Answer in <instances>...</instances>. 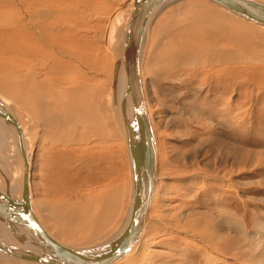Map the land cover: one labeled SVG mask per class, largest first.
<instances>
[{"label":"rangeland","instance_id":"374dc122","mask_svg":"<svg viewBox=\"0 0 264 264\" xmlns=\"http://www.w3.org/2000/svg\"><path fill=\"white\" fill-rule=\"evenodd\" d=\"M4 1L7 5L2 4L0 0V4L3 5H0V15L7 11L6 6L9 4L11 6L21 2L30 4V0ZM87 1L50 0L48 4L52 7L77 8L78 3L83 13L72 15L74 21L68 16L65 20L72 23L71 25L68 23V28L72 27L73 38L74 36L79 38L82 55L88 60L85 59V66L74 70L71 76H85L96 89L102 90L103 101L109 105L108 93L113 85L115 58L113 47L115 39L117 41L125 25L133 0ZM206 9L207 13L215 15L212 18L216 20L211 18V21L207 15L209 21H205L202 16L193 13L204 12ZM215 13L219 14V17ZM221 14L234 22L219 21L224 19ZM117 16L120 17L117 22V25L119 22L120 25L115 32L118 36L112 39L111 28L118 20ZM196 17L199 20L200 17L203 18L201 22L198 21L203 27L207 22V38L210 37L207 42L214 41L218 44H211L212 47L226 53L227 48L222 47V42L225 44L222 36L224 35L225 38V35H228L237 45L228 48L227 54L238 53L243 58L244 53L242 62H238L236 66L231 63L229 68L225 67L228 71L229 69L235 71H218L217 69L221 68L218 65L203 68L194 62L186 65L179 63L177 50L180 47L176 42L175 33L178 28L176 23L180 21L182 23L179 24H192ZM52 21L56 22L54 19ZM10 27L11 25L8 26L4 22L0 23V37L8 38L9 44H16L14 38L5 35L7 30L11 31ZM196 29L201 28L196 27ZM27 30L31 34L29 27ZM201 31H197L200 36L204 34ZM31 36L27 38L28 43H31L29 40ZM33 41L37 44V40ZM190 42L186 45L191 46ZM239 43L241 46L252 47L250 52L242 53L241 48L236 49ZM181 45H184V41ZM146 46L143 65L145 62L147 72L144 82L159 142L160 192L158 204L153 206L146 217L148 225H152L153 236L151 235L152 239L146 238L144 254L135 260L123 259L119 261L121 263L116 264H210L209 257L202 258L201 255L204 256V253L195 249L201 242L196 238L189 220L195 219L203 224L207 221L210 226H215L226 212L233 215L239 223L237 228L222 227L223 233L228 235H225L224 241L219 242V250L213 254L224 258L227 264H253L254 262L248 258L252 257V253L262 251L261 246L264 243V26L234 16L222 6L209 0H178L156 15L149 30ZM198 52L199 50L195 51V54H200L201 60L203 51L201 52L200 49V53ZM252 54L255 56L250 57L249 55ZM41 57L37 58L41 59ZM104 92L108 101L104 97ZM12 106L18 112L19 119L23 120L25 132L28 133L29 140L32 139L30 143H33L31 144L33 164L29 179L34 201L36 199L41 207L35 212L41 213L44 218L49 213L42 202L44 186L55 192L54 198L64 196L71 207L75 205L72 208L78 209L77 212L83 214V208L88 201L86 195L102 189L104 184H126V193L124 191L123 197L117 204V215L113 216L108 235L105 238H103L105 235H97L92 239L91 233L86 232L85 237L84 233L78 232L76 236L74 235L72 244L75 247H91L105 241L110 237L109 234L113 235L117 232L123 225L131 204V165L129 166L126 158L122 139L118 136L117 140L112 138L86 143L82 146L86 148L78 149L76 152L75 161L67 169L71 170L70 174L66 176L62 171V165L56 161L57 157L54 155L56 148L51 143V137L43 134L44 130L37 126L38 121L35 117V119L27 118L22 109ZM109 106L106 107L109 108L110 115H114L110 120L115 121L113 122L115 128V124L118 125L117 116L116 113H112ZM81 127L80 124L79 128ZM116 129L117 134L119 129ZM92 155L96 156L91 157ZM100 156L103 158L101 159ZM54 173L57 178L54 177ZM60 176L63 181H60ZM95 176H101V179L96 180ZM72 186H76V190L71 189ZM75 193L79 201L78 198L75 199ZM71 207H69L70 211ZM60 208L58 210L56 208V213L52 209L51 214L53 213L52 216L56 221L50 223L49 228L60 238L69 240L70 234L65 230L68 219L63 214L57 217ZM66 212L68 213L67 210ZM58 219L60 222H57ZM178 226L181 232L176 231ZM4 234H1V240L7 241ZM211 245L209 246L213 248ZM27 247L30 248V245ZM261 255H264L263 251ZM24 262L27 264L26 260ZM16 264L19 263L16 261Z\"/></svg>","mask_w":264,"mask_h":264},{"label":"bare ground","instance_id":"6f19581e","mask_svg":"<svg viewBox=\"0 0 264 264\" xmlns=\"http://www.w3.org/2000/svg\"><path fill=\"white\" fill-rule=\"evenodd\" d=\"M49 1L50 0H30V4L27 2H21L16 6H11L9 4L10 7L6 6L7 11L5 10L3 13L6 14L4 15L5 18H3V14L0 15L1 24L4 22L8 24V26L11 25V31L7 30L8 32H6L5 35H8L12 39L14 38V42H16V44H9L7 37V39L2 38L3 36L0 37V192L6 194L9 197H12L15 202H17V200L23 199V197H27V201L32 209V212L35 214L45 230L54 239L68 247L74 249H82L84 247L73 246L72 243L75 239L74 235L76 236L78 232H82L85 235V233L88 232L91 233L92 239L97 235H105L103 237L105 238L110 231L109 225L111 226V223L114 219L113 216L117 215V204L120 198L123 197L125 188L127 186L126 184L114 185L113 183H108L104 184L102 189H98L94 193L91 192V194L86 195V199L88 201L86 200L87 203L83 208V214L77 212L78 209L72 208L75 207V205L73 204L74 206L71 207L69 205V201L65 199L64 196L54 198L55 192L49 189L47 186H44V195L42 202L44 203L45 210L49 213L45 215V218L41 213L37 214L35 210H38L41 207L36 199L34 201L32 186L30 184L31 181L29 179L30 168H32L31 166L33 164V155L31 151V149L33 148L31 144L33 143H30L32 139L29 140L30 137L28 136V133L25 132L26 129L24 128L23 120L21 118L19 119L20 116L18 112L14 110V106L12 105H15L18 108L22 109L27 118H36V120L38 121L37 126L42 127L44 130L43 134H45L46 137H51V143H53L56 148L54 152L55 157H57L56 161L60 165H62V171L66 174V176L70 174L71 170L67 169L75 161L76 152L78 151V149H81L83 145L93 140L99 142L112 138L117 140L119 136L123 141L122 145L126 150V158L129 162V166L131 165V204L126 212L127 215L123 222V225L117 232H114L113 235L112 233L111 235L109 234L110 237L102 243L93 245L91 247H86V250L103 251L101 249L102 245H106L107 243L116 240L128 225L132 213L138 181L137 160L135 157V152H133L132 150L130 134L134 135V142L136 143L139 140L140 129L135 106L133 104V99L128 86L124 62V52L128 42L134 5L137 1L140 0H133L127 14L128 17L126 19L125 25L123 26L121 34L117 39L118 42L115 39V46H112L114 49L113 51H115V58L113 63V85H111L112 87L109 91L110 93H108L110 106L104 103L102 98L103 94H101L102 90L99 88L96 89L91 84L92 82L90 83V80H88L85 76H71V74H74L72 73L74 70L85 66V59H87L82 55V46L79 43V38L75 36L73 38L71 33L72 27L68 28V25L70 23L65 20L66 16L72 19V15H81V13H83L79 5H77L78 3L76 4L77 8H67L61 6L52 7V5L50 6L48 4ZM209 1L222 6L225 10H227L234 16H240L249 20L250 22L261 24L260 22L245 14L237 13L213 0ZM255 1L264 3V1L262 0ZM1 2L2 4L7 5L4 0H1ZM173 2H175V0L170 1V3H163L159 5L151 14L142 38L139 54V73L151 126V134L153 139L152 141L157 162V169L155 173V189L147 212L145 214L144 228L141 231L138 240L123 258L112 264H116L123 259L135 260L143 255L145 252V245L147 240L146 238L149 237L150 239H152L153 236L151 232L152 225H148L146 217L148 216V214H150L151 209L154 208L153 206H156V204H158L157 202L161 184L160 176L158 173V163L161 158L159 156V142L155 131V122L152 116V111L149 107L147 89L144 82L145 73L147 71L145 62L143 65V61H145L144 54L147 47L146 44L148 42L149 30L152 23L156 19V15ZM193 13H197V16H202L205 21H209L207 20V15L210 17V19L212 17H215V15H213L212 13H207V9L204 12L195 11ZM186 14L187 12L185 13V15ZM216 15H218L219 17V14ZM221 15L222 17H224V19H219V21L224 20V22L227 21V23L234 22L232 19L227 18L226 15ZM85 17L87 16L85 15ZM202 17H200V20L196 17L195 22H192V24H179L182 23L180 21L176 23V26L178 25L175 33L177 37L176 42L180 47L177 50V58L179 63L186 65L194 62L195 64H197L198 66H202L203 68H207V66L217 67L218 65L221 67L217 69L218 71H235L233 69H229L228 71V69L226 68H229V65L231 63L235 64L234 66H236L238 62H242L244 60L243 58L245 57L243 52H250V48L252 47H245V45L241 46L240 43L235 47L236 49L237 47L241 48L240 51L242 50L243 58L238 53L227 54L229 52L228 50L233 45H237L233 42L234 40L231 41L228 35H225V38L223 37L224 35L222 36L225 44L220 40V42H222V47L227 49L229 48L228 50H225L226 53L220 51L219 48L212 47L211 44L217 43H214V41L213 43L207 42V40L210 38H207V22H205V27L198 23V21L201 22ZM52 19L56 20V22L52 21ZM116 19L118 20L115 24L113 23L114 25H112L111 28L112 39L118 36L115 34V32L119 28H117V26L120 25V22L118 23L119 25H117V22L119 21L120 17L117 16ZM216 22L217 21H215V24ZM261 26H264V24H261ZM27 27H29V31H31V34L28 32ZM196 27L202 29V31L204 32L202 36L197 33V31H201V29L197 30ZM223 27L221 29H223ZM26 30L28 33L25 32ZM31 35H33L34 37H32ZM29 36H31L32 38H29V40H31V43L29 42L30 44L27 41V38ZM33 40H37V44ZM183 41L184 45L180 46ZM189 41H191L189 44L192 47L186 45V43H188ZM237 42L239 41L237 40ZM192 49L194 52H192ZM200 49L201 52L203 51L201 60L199 58L201 55L195 54V51L198 50V53H200ZM38 56H42L41 59L37 58ZM249 56H255V54ZM116 66H118L117 72L115 71ZM222 67H224V69ZM105 92L104 97L107 99V95L105 94L108 91L106 93ZM106 106H109L111 108L112 113H116V123L118 125L114 123L115 128L113 125V122L115 121L110 120L113 114L110 115V110ZM9 117H11L12 119ZM33 119L31 120L34 121ZM80 124L82 125L81 129L79 128ZM116 126H118V128ZM116 128L119 129V132H117V134L115 132ZM51 154H53V152ZM93 156L96 155H92L91 157ZM100 157L101 159L103 158V156ZM53 175L57 178L56 173H54ZM59 178L60 181H63V178L61 176ZM95 178L96 180H100L101 176H95ZM75 188L76 186H72L71 189L76 190ZM74 195L75 199H77L78 196L76 195V193ZM0 203L6 206L7 200L0 199ZM62 206H64V208L61 209L60 207ZM69 207L72 208L71 211L69 210ZM56 208L57 210L58 208H60L57 217L63 214L68 219L65 223V230L70 234L69 240L60 238L58 234L55 233V231H52L49 228L50 223H55L56 221V219H54L52 216L53 213L51 214L52 209L55 211ZM66 210L68 211V213L66 212ZM180 216L184 220V217L182 215ZM57 222H60V220L58 219ZM189 222L192 223L191 227L193 229V232L196 234V238L201 242L199 243V245H196L197 248H195L196 250L199 249L202 253H204V256L201 255V257H209L208 261L211 262H209L210 264H227L226 262H224L226 261L224 258H220L217 255L215 256L213 253H217L220 247L218 245L220 244L219 242L224 241L226 239L225 235H228L227 233H223L222 227L237 228V223H239L238 220L236 221V218L233 215L227 214L226 212L221 221L215 226H210L209 224H207V221L205 222L206 224L200 223L195 219H190ZM174 227H176V225ZM176 231L181 232V228H179L178 226ZM2 233H5L4 235L7 241L1 240ZM18 234H26L27 236L19 237ZM24 238L27 239L25 240ZM210 244H212L211 246L215 248V250L209 246ZM27 245H30V248H28ZM4 247H6L7 250H5ZM261 249L264 252V243L261 246ZM9 251L30 258L18 259L11 256L9 254ZM262 251L260 250L255 252L254 254L252 253V257L248 259L250 261H253V264L264 263V255H261ZM235 256L239 257L237 255ZM46 257L53 258V256L50 255L47 244L41 240L39 241L38 237L31 231L28 226L12 224L7 225L0 219V264H16V261L19 264H24V260H26L27 264H56L54 262H51L50 260L40 259H46ZM187 258L189 259L190 256L188 255ZM212 261L214 263H212ZM206 263L208 262L206 261Z\"/></svg>","mask_w":264,"mask_h":264},{"label":"water","instance_id":"95a60500","mask_svg":"<svg viewBox=\"0 0 264 264\" xmlns=\"http://www.w3.org/2000/svg\"><path fill=\"white\" fill-rule=\"evenodd\" d=\"M170 1L173 0H140L135 3L128 42L125 47L124 62L127 81L139 122L140 134L139 140L136 143L134 142V135L130 134L132 150L135 152L137 160L138 181L132 213L123 233L116 240L102 245L101 249L103 251L71 248L54 239L45 230L32 212L27 197H23V199L15 202L12 197L0 192V199L7 200L6 206L0 203V219L7 225L28 226L38 237L39 241L45 242L53 258H40L41 260H50L56 264H112L123 258L130 251L144 228L145 214L155 189L157 162L153 147L151 126L141 85L139 54L142 38L151 14L159 5L170 3ZM213 1L264 24V3L262 2L255 0ZM117 70L118 66H116L115 71L117 72ZM18 236L24 237L27 235L18 234ZM4 248L7 250L6 247ZM9 254L18 259L30 258L13 252Z\"/></svg>","mask_w":264,"mask_h":264}]
</instances>
